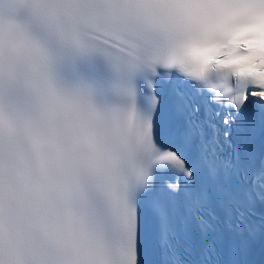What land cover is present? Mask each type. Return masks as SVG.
<instances>
[{
  "label": "snow or ice",
  "instance_id": "obj_1",
  "mask_svg": "<svg viewBox=\"0 0 264 264\" xmlns=\"http://www.w3.org/2000/svg\"><path fill=\"white\" fill-rule=\"evenodd\" d=\"M259 17L0 0V264H264V75L226 101L195 82Z\"/></svg>",
  "mask_w": 264,
  "mask_h": 264
},
{
  "label": "clouds",
  "instance_id": "obj_2",
  "mask_svg": "<svg viewBox=\"0 0 264 264\" xmlns=\"http://www.w3.org/2000/svg\"><path fill=\"white\" fill-rule=\"evenodd\" d=\"M221 42L243 44L250 54L228 56L220 65L210 66L211 70L203 77H197L195 82L226 101L229 95L225 93L229 87L242 90L245 86L256 84L253 75H264V17L227 26Z\"/></svg>",
  "mask_w": 264,
  "mask_h": 264
}]
</instances>
